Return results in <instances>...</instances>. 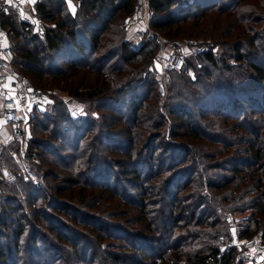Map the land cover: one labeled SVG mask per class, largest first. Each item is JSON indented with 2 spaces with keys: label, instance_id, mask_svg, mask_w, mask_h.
Listing matches in <instances>:
<instances>
[{
  "label": "trees",
  "instance_id": "16d2710c",
  "mask_svg": "<svg viewBox=\"0 0 264 264\" xmlns=\"http://www.w3.org/2000/svg\"><path fill=\"white\" fill-rule=\"evenodd\" d=\"M148 7L149 27L165 39L233 38L222 42L226 54L219 58L212 50L187 57L185 68L168 76L161 105L150 69L156 46L131 43L121 26L133 0H79L73 15L61 0H44L34 10L50 25L37 33L33 23L0 10L13 65L33 85L42 75H59L71 98L106 111L99 122L73 118L65 102L39 112L41 118L32 120L43 123L47 137L31 139L27 158L53 166L50 160L58 162L66 148L74 151L68 159L76 166H61L73 176L67 184L106 205L126 200L135 218L147 219L146 233H138L75 207L63 179L49 170L45 176L59 183L49 181L43 189L20 179L3 182L0 264L23 258L44 264L34 261L40 254L47 264H86L87 256L88 264L93 258L95 264H231L234 252L219 256L218 248L232 238V229L240 239L259 231L264 237V0H148ZM165 127L168 146L158 141ZM179 139L185 141H174ZM118 154L126 159L110 157ZM7 189L18 190L23 201ZM217 210L232 213L231 223ZM84 227L94 239L81 233ZM51 237L76 251L56 257L60 249ZM104 239L110 242L101 249ZM122 245L133 255L105 249Z\"/></svg>",
  "mask_w": 264,
  "mask_h": 264
},
{
  "label": "rangeland",
  "instance_id": "374dc122",
  "mask_svg": "<svg viewBox=\"0 0 264 264\" xmlns=\"http://www.w3.org/2000/svg\"><path fill=\"white\" fill-rule=\"evenodd\" d=\"M44 0H0V10H3L5 13L9 12V11H13L18 20L20 21H26L28 23H33V31L34 32H41L43 30V26H49L50 24H45L44 21H40L38 20L36 17L37 15L35 14V8L37 7V4L42 2ZM65 7L66 10L70 13V14H74L76 7L78 6L79 0H61ZM177 1H183V0H177ZM211 15V13L209 14ZM223 21V20H220ZM122 28L125 30L126 33V37L127 39L131 42V43H135L139 44L141 42L145 41V36L141 35V33L139 31H136L134 29H129L126 28L124 25H121ZM220 30H218L217 32H219ZM164 32V31H163ZM166 32V31H165ZM181 38V37H179ZM192 40L193 43L195 44H206L207 46L210 47V49L213 51V53L216 55V58L221 57L223 54H226V47H224V45H222V42L227 40L230 41L232 40L231 38H219V37H215V38H210V37H200V36H194L192 38H190ZM5 41L6 43L12 47V43L10 42V40L8 39V35H6L5 37ZM185 42V40H183ZM228 54V53H227ZM189 57V56H188ZM195 63H198V65L201 63H199L196 60H192ZM157 60L153 59L152 65L150 67L152 73L154 75H156L159 70H160V64L156 63ZM28 74V73H27ZM191 76L192 72L190 71L189 73ZM29 75V74H28ZM30 76V75H29ZM89 77H93L92 75ZM39 80L35 79V84L34 85L39 88V90H41L42 92H47L49 94V96L52 99V104L45 107V108H33L29 111H26L25 113H21L20 114V121H19V126L16 129L15 132H13L12 129L10 128H2V132L5 135L6 141H7V149L6 151L3 153V160L6 167L9 168L11 170L12 173H14V175L16 176V181L18 179H20V181L22 182H31L34 186H38L37 188L39 189H43L44 188V183H48L49 181L51 182V185L55 184V183H59L61 180L63 179V182H60L62 186L67 187V193L70 191L73 195V200L70 199V204L72 205H76L77 207H80V209L87 211L88 213H98L101 215H105L104 217L107 219H110V221L123 225L124 227H126L128 230L132 231V232H138V233H146V232H142V224L145 225L147 219H141L142 216H139L140 219L135 218L133 215H136V212L130 211V206H129V202H126V200H118V199H110L108 201V204L106 205V203L99 198H95L94 196H91V193H89V191H86V194H84V196H81L82 194L78 192V187H75L74 189L72 188L71 184H67L66 181H68L67 179H72L73 176L69 177V172L65 171V170H61V166L67 162L68 164H71V166L69 167H73L76 166L75 163H71L72 161H70L68 159V157L70 156L71 153H73L74 151L72 150H68V148H66V150H64V152L61 153L62 158L59 159L58 162H52V160H50L51 163H54V165H48L47 163H42L41 159H28V153L30 151L29 147H30V142L31 139H33L34 137L37 136V133L40 135L38 136L39 138H46V133L42 132V122H39L35 124V120H32V118H36L39 117L41 118V114L39 112H44L46 113V109L49 108L50 106L54 105L56 103V105L60 102H65L68 105V109H69V114L73 117H81V118H91L94 120L102 121V115H105L106 111L103 109L98 110L96 108V106L94 107L93 104L90 103H82L74 98H71L62 88L64 85V79L59 76H49V75H42L41 77H38ZM167 80V79H166ZM166 84V81H165ZM166 90V89H165ZM165 93L166 91H164V94L161 95L157 92L158 97L160 98L158 101V104H162L163 99L165 97ZM264 98V95H263ZM148 103H152V101L148 102ZM159 105V106H160ZM143 113H145L147 116H152V111L150 109H143L142 110ZM162 112V110H161ZM121 113H124L125 115H127L126 111H123ZM119 114V113H117ZM121 115H117L116 119H118ZM43 121V120H42ZM119 121V120H118ZM121 123H123V121L121 120ZM117 127V126H115ZM50 128V126H49ZM120 129V126H118L114 131H117ZM165 128L162 129L163 132V139H159L158 141L161 143V145L163 146H168V142L170 141L169 138L167 137V135L165 134ZM72 135V134H71ZM91 134H87L86 137L84 138L86 141L87 139L89 140V136ZM165 135V136H164ZM174 141H185L182 139L179 140H174ZM82 143V144H83ZM57 144V143H56ZM81 144V145H82ZM58 145V144H57ZM76 154H78V152L75 151ZM134 152H132L133 154ZM110 157H114V159H126V156L123 155H113ZM6 158V159H5ZM48 162V161H47ZM204 164H206L205 161H203ZM197 164H200L199 162H197ZM38 166V167H37ZM81 167L78 165L76 167V171L77 169H80ZM52 172L53 174H55L59 180V182H57V180L51 181V179L53 178V176L49 177V176H45L47 171ZM65 181V182H64ZM3 183V182H1ZM191 189V188H189ZM6 193H11L13 195H16L18 199L22 200L24 199L23 196H20V192L17 190V192H12L10 191V189L6 190ZM49 193V192H48ZM204 193V192H203ZM45 193L42 192V195H44ZM4 196L3 191L1 190L0 187V199ZM41 196V194H40ZM39 196V197H40ZM63 200L68 201L66 196H61ZM42 198H39L37 201V204L43 205L44 202H42ZM23 204V203H22ZM75 206V207H76ZM150 211V210H149ZM152 215V214H151ZM154 216V215H153ZM158 216H154V218H157ZM69 222V221H68ZM67 222V223H68ZM41 224V223H40ZM68 225H71V227L74 226V224H70L68 223ZM81 229V233H83V235H87L89 237V239H94L95 235L92 234V232L90 231V229L88 228H80ZM27 231V230H26ZM180 233V232H179ZM260 231L255 233L254 235H252V239L258 237V235H260ZM24 235V234H23ZM4 239H6V237H4ZM51 239L53 240V243H55L54 247L56 249H60L59 253H57L55 256L57 257V255H61L63 254V252H75L76 249L68 246L67 243L64 242H59L58 240H56L54 237H51ZM83 241V240H82ZM262 241L264 244V237H262ZM96 242V241H95ZM110 240L109 239H104L102 240V242L100 243V247L101 249L106 247L105 243H109ZM123 243V242H121ZM26 244V243H25ZM25 244H24V251H25ZM116 245H121V244H116ZM95 246V245H93ZM123 246V245H122ZM124 247V248H123ZM120 247L118 246L115 249H111V248H105L108 249L110 251H114L116 252L119 256H132L133 253L125 246ZM55 249V250H56ZM92 250L95 251V249H91L89 248L88 253L92 254ZM21 254H22V249H21ZM176 255V254H175ZM23 257V255H22ZM100 257V254H99ZM90 256H87L86 258V264H88V261L90 260ZM53 259V258H52ZM61 259V258H60ZM72 260V259H71ZM71 260L67 263L65 262V260H58L59 262L54 263V260H50L49 263L50 264H82L79 262H76L75 259L73 260V262H71ZM93 264H95V262H97L96 258H93ZM34 261H36L37 263H40L42 261H44V264H47V259L43 254L38 255L37 257L34 258ZM53 261V262H52ZM179 263H183V260H179ZM18 264H28L26 258H23L20 260V262Z\"/></svg>",
  "mask_w": 264,
  "mask_h": 264
},
{
  "label": "built area",
  "instance_id": "2783aa9c",
  "mask_svg": "<svg viewBox=\"0 0 264 264\" xmlns=\"http://www.w3.org/2000/svg\"><path fill=\"white\" fill-rule=\"evenodd\" d=\"M153 11L148 7V0H133V10L125 17L123 25L126 28L139 31L145 36V41L156 46L155 59L160 64L156 74V89L161 95L165 91V81L173 72L182 71L188 56H199L210 49L206 44L189 43L185 52L184 44L161 37L149 27ZM6 33L0 18V183H13L16 176L6 167L3 153L7 149L5 135L1 127L10 128L13 132L19 126L20 114L35 107L45 108L52 104L47 92L37 89L31 80L24 76L14 65L15 55L5 41ZM36 187H38L36 185ZM217 214L230 222L232 213L217 210ZM234 252L231 264H264V244L261 234L256 238H238L232 229V238L224 241L218 248V255L224 256ZM159 263L160 260H157ZM221 264V263H219Z\"/></svg>",
  "mask_w": 264,
  "mask_h": 264
},
{
  "label": "crops",
  "instance_id": "0c3cea01",
  "mask_svg": "<svg viewBox=\"0 0 264 264\" xmlns=\"http://www.w3.org/2000/svg\"><path fill=\"white\" fill-rule=\"evenodd\" d=\"M183 49L185 52H188V50H189V43L188 42L184 43ZM2 128H5V127H1V131H2Z\"/></svg>",
  "mask_w": 264,
  "mask_h": 264
}]
</instances>
